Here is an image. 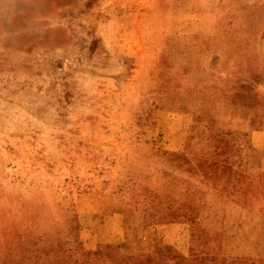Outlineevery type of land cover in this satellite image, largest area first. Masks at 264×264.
<instances>
[{"label": "rangeland", "instance_id": "rangeland-1", "mask_svg": "<svg viewBox=\"0 0 264 264\" xmlns=\"http://www.w3.org/2000/svg\"><path fill=\"white\" fill-rule=\"evenodd\" d=\"M256 130L264 0H0V264H264Z\"/></svg>", "mask_w": 264, "mask_h": 264}, {"label": "crops", "instance_id": "crops-1", "mask_svg": "<svg viewBox=\"0 0 264 264\" xmlns=\"http://www.w3.org/2000/svg\"><path fill=\"white\" fill-rule=\"evenodd\" d=\"M254 135H257L258 136V139L260 141V143L258 144V147L259 148H262V146H264V130H261V131H258L256 130L254 133H253V136ZM8 226H6V229H7ZM2 233V232H1ZM3 234L6 235V237L8 236H11V231L8 230H4L3 231ZM7 254L9 255V257L12 259V256L14 255V252H13V247L11 245L7 246V252L5 253V255L7 256ZM11 259H10V262H11ZM29 261V260H28ZM26 260V264H31L30 262H28ZM10 264V263H9ZM43 264H56V261L55 260H51L50 257L48 258L47 261H45Z\"/></svg>", "mask_w": 264, "mask_h": 264}]
</instances>
